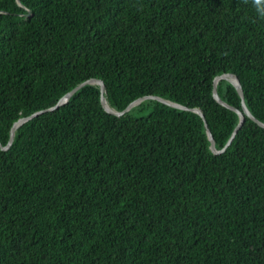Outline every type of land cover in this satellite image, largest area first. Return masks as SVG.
I'll use <instances>...</instances> for the list:
<instances>
[{
  "label": "trees",
  "instance_id": "trees-1",
  "mask_svg": "<svg viewBox=\"0 0 264 264\" xmlns=\"http://www.w3.org/2000/svg\"><path fill=\"white\" fill-rule=\"evenodd\" d=\"M225 73L264 124V0H0V264H264V127L206 132L239 122ZM89 79L190 109H49Z\"/></svg>",
  "mask_w": 264,
  "mask_h": 264
},
{
  "label": "water",
  "instance_id": "water-1",
  "mask_svg": "<svg viewBox=\"0 0 264 264\" xmlns=\"http://www.w3.org/2000/svg\"><path fill=\"white\" fill-rule=\"evenodd\" d=\"M219 78H224V79L230 81V82L234 85V87H235L237 93H238L239 96L241 97V107H242V111L238 110L237 108H233V107L227 105L225 102H223V101L220 99V97H219L218 94H217L216 87H215V86H216V81H217ZM85 83H97V84L99 85V87H100V91H101V98H100V100H101V104H102V106L104 107V109H105L107 112H109V113H111V114H114V115H117V116L123 114V113H124L127 109H129L131 106H133V105L139 103L141 100L146 99V98L155 99V100H157V101H160V102L166 103V104L171 105V106H174V107H179V108H183V109H190V108H187V107L182 106V105H180V104H177V103H174V102L168 101V100H166V99H163V98L158 97V96H155V95H145V96H141V97H139V98L133 100L132 102H130V103L126 106V108L123 109L122 111H116V110L110 108V107L106 104L105 98H104V96H103V94H102L103 91H104V83H103V81H102L101 79H89V80H86V81H84V82L78 84L76 87H74L73 89H71V90H70L69 92H67L64 96H62V97L59 99V101H58L53 107H51V108H49V109L55 108V107H57L59 104L65 102V101L70 97V95H71L72 93H74L79 87H81V86L84 85ZM213 84H214V85H213L212 95H213L214 99H215L217 102H219L220 104H222L223 106H226V107H228V108L234 110V111L238 114V116H239V122H238V124L236 125V127L234 128V130L232 131V134H231L230 138H229L228 141L225 143V145H224L221 149H219V150L215 149V147H214L213 136H212L211 132L209 131V129L206 128V132H207V135H208V139H209V141H210V149H211V151H212L213 153H221V152H222V151L228 146V144L230 143V141L232 140V138H233L234 135L236 134L237 130L241 127V125H242V123H243V121H244V119H245V115L248 116L249 118H251L253 121H255L258 125H260V126H262V127H264V124L261 123L260 121H258V120L252 115V113L249 111V109L247 108L246 104L244 103V101H243V91H242V88H241V84H240V82H239V80H238V78H237L236 75H234V74H232V73H225V74H222V75L216 76V77L214 78V82H213ZM49 109H43V110H40V111L34 112V113H32L31 115H29V116L21 117V118H19L17 121H15V122L13 123L11 129H10V136H9L8 143H7V145L4 146V147L2 146V148L5 149V148H7V147L12 143V141H13V136H14V130H15V128H16L17 126H19V125H20L21 123H23L24 121L30 119L31 117L35 116L36 114L41 113V112H44L45 110H49ZM192 110L195 111V112H197L202 118H204L203 113H202V111H201L199 108H192ZM204 125H205V127H207L206 123H204ZM0 145H1V144H0Z\"/></svg>",
  "mask_w": 264,
  "mask_h": 264
}]
</instances>
